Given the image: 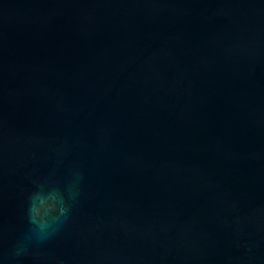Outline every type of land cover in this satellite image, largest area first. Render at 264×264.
I'll return each instance as SVG.
<instances>
[{
  "label": "water",
  "instance_id": "1",
  "mask_svg": "<svg viewBox=\"0 0 264 264\" xmlns=\"http://www.w3.org/2000/svg\"><path fill=\"white\" fill-rule=\"evenodd\" d=\"M0 264H264V0H0Z\"/></svg>",
  "mask_w": 264,
  "mask_h": 264
}]
</instances>
